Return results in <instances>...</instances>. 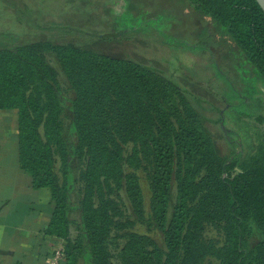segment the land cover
<instances>
[{
  "label": "trees",
  "instance_id": "trees-1",
  "mask_svg": "<svg viewBox=\"0 0 264 264\" xmlns=\"http://www.w3.org/2000/svg\"><path fill=\"white\" fill-rule=\"evenodd\" d=\"M0 2L25 26L60 33L0 40V111H17L19 167L34 189L52 192L45 231L63 241L62 264H264V117L249 153L243 133L212 106L232 148L224 154L205 127L206 100L174 76L62 41V33L112 34L43 26L20 0ZM187 2L206 17L205 36L191 44L155 31L177 49L208 51L227 85L209 90L252 116L264 91L263 8L257 0ZM148 22L110 27L123 36ZM112 238L123 242L118 262Z\"/></svg>",
  "mask_w": 264,
  "mask_h": 264
},
{
  "label": "rangeland",
  "instance_id": "rangeland-1",
  "mask_svg": "<svg viewBox=\"0 0 264 264\" xmlns=\"http://www.w3.org/2000/svg\"><path fill=\"white\" fill-rule=\"evenodd\" d=\"M25 12L32 15L40 25L59 23L60 27L68 26L73 29H83L98 34H112L111 38H99L83 33H62V41L71 45H81L117 57H131L138 61L154 65L165 73L174 76L187 86L195 95L206 100L207 111L203 112L207 131L214 137L218 150L230 154L231 146L227 143L218 121L219 110L226 115V123L243 133L248 152L255 148L254 131H257V118L264 117V91L259 92V103L249 108L252 116H247L241 106L230 108L226 103L213 95L214 91L227 89L225 81L217 77L211 56L204 50H184L174 47L173 42H165L155 28H161L176 39H184L193 44L205 36V31L199 30L205 25L206 17L195 15L187 0H20ZM14 9L0 2V40L16 39L14 35L21 33L39 36H56L60 33L46 29H36L25 26L19 17L13 14ZM124 17L129 20L124 21ZM158 17L157 20H153ZM119 19L123 24L132 27L149 20L147 29L141 33L116 35L111 30V23ZM9 31V32H8ZM14 34V35H13ZM13 35V36H11ZM26 36L27 34H23ZM173 43V44H172ZM234 99L232 103H237ZM218 107L216 113L211 108ZM17 112V111H16ZM10 112L7 118L0 117V125L5 121L17 125V114ZM67 114V128L71 123ZM215 121V122H214ZM259 123V122H258ZM10 128L11 125H8ZM14 130V129H13ZM12 130V131H13ZM122 240H109L113 260L118 262ZM217 264V262H208Z\"/></svg>",
  "mask_w": 264,
  "mask_h": 264
},
{
  "label": "crops",
  "instance_id": "crops-1",
  "mask_svg": "<svg viewBox=\"0 0 264 264\" xmlns=\"http://www.w3.org/2000/svg\"><path fill=\"white\" fill-rule=\"evenodd\" d=\"M10 112L18 114L1 110L0 117L9 119ZM16 134L17 125L3 121L0 125V264H48L55 247L63 243L45 231L53 212L52 192L47 187L34 189L30 176L19 167Z\"/></svg>",
  "mask_w": 264,
  "mask_h": 264
},
{
  "label": "built area",
  "instance_id": "built-area-1",
  "mask_svg": "<svg viewBox=\"0 0 264 264\" xmlns=\"http://www.w3.org/2000/svg\"><path fill=\"white\" fill-rule=\"evenodd\" d=\"M64 261H66V251L64 243H61L60 245H57L51 253L48 258V264H62Z\"/></svg>",
  "mask_w": 264,
  "mask_h": 264
},
{
  "label": "water",
  "instance_id": "water-1",
  "mask_svg": "<svg viewBox=\"0 0 264 264\" xmlns=\"http://www.w3.org/2000/svg\"><path fill=\"white\" fill-rule=\"evenodd\" d=\"M258 3L260 4V6L263 8L264 10V0H257Z\"/></svg>",
  "mask_w": 264,
  "mask_h": 264
}]
</instances>
